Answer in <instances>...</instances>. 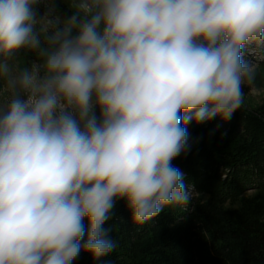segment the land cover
Returning a JSON list of instances; mask_svg holds the SVG:
<instances>
[{
    "label": "clouds",
    "instance_id": "clouds-1",
    "mask_svg": "<svg viewBox=\"0 0 264 264\" xmlns=\"http://www.w3.org/2000/svg\"><path fill=\"white\" fill-rule=\"evenodd\" d=\"M261 63L264 0H0V264L100 260L119 201L186 211L188 125L264 93Z\"/></svg>",
    "mask_w": 264,
    "mask_h": 264
},
{
    "label": "trees",
    "instance_id": "trees-1",
    "mask_svg": "<svg viewBox=\"0 0 264 264\" xmlns=\"http://www.w3.org/2000/svg\"><path fill=\"white\" fill-rule=\"evenodd\" d=\"M188 131L191 151L172 162L200 193L188 209L136 226L119 201L106 224L117 247L98 261L82 252L73 264H264V105Z\"/></svg>",
    "mask_w": 264,
    "mask_h": 264
},
{
    "label": "rangeland",
    "instance_id": "rangeland-1",
    "mask_svg": "<svg viewBox=\"0 0 264 264\" xmlns=\"http://www.w3.org/2000/svg\"><path fill=\"white\" fill-rule=\"evenodd\" d=\"M246 59L252 60V56H247ZM257 86L260 88H264V63H261L260 70L257 76ZM245 104L244 106L250 109L260 107L264 105V93L259 96H249L248 88L245 87Z\"/></svg>",
    "mask_w": 264,
    "mask_h": 264
}]
</instances>
